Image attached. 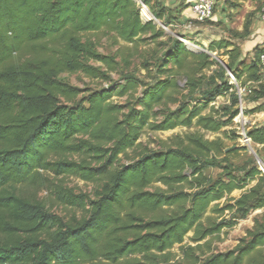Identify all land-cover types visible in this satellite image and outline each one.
Wrapping results in <instances>:
<instances>
[{
    "label": "trees",
    "instance_id": "16d2710c",
    "mask_svg": "<svg viewBox=\"0 0 264 264\" xmlns=\"http://www.w3.org/2000/svg\"><path fill=\"white\" fill-rule=\"evenodd\" d=\"M139 2L162 23L170 18L159 3ZM98 34L134 45L122 52L126 64L139 42L166 36V49L149 81L124 74L114 82L108 72L117 62L95 50ZM229 45L190 50L152 19L142 22L136 0H0V264H264V214L232 249L212 252L206 239L234 224L208 212L236 220L264 207V174L253 160L232 161L244 147L199 131L158 150L138 141L146 129L218 132L240 113L239 99L258 103L251 112L264 108L260 49L246 63ZM65 72L106 85L83 90L59 78ZM226 93L229 104L208 107ZM115 94L127 97L116 103ZM247 135L264 145V122ZM208 166L221 174L205 175ZM43 171L95 184L89 194L54 190L79 216L52 213L20 191L36 187ZM189 232L194 245L174 259L171 249Z\"/></svg>",
    "mask_w": 264,
    "mask_h": 264
},
{
    "label": "rangeland",
    "instance_id": "374dc122",
    "mask_svg": "<svg viewBox=\"0 0 264 264\" xmlns=\"http://www.w3.org/2000/svg\"><path fill=\"white\" fill-rule=\"evenodd\" d=\"M136 1L140 6V19L142 22H145L148 19H146V17L141 13V6L144 7L145 5L139 2V0ZM145 7L149 13V16L151 17V19L158 28L164 31L167 35L168 34L173 35L178 38V35L182 31L180 30L178 25H176V21L173 17L166 19L165 20L166 23H162V21L152 17V15L150 14L151 8L149 6H145ZM169 19H172L174 23L169 22ZM148 36L149 33L142 37L147 38ZM183 38H185L188 41V44H186L185 46L190 50L200 51L202 49H206L203 46H198V44L195 41L189 38V34L187 33H185ZM91 40L95 42V50L98 53L102 55L111 56L117 62L115 69L109 71L108 75L111 77L112 81L119 82L121 76L124 74H128V75L130 74L143 81H149L151 78L150 75H152V73L154 72V68L155 65L157 64L159 56L166 49L167 38L166 36H161L156 39H148L147 41L139 42L138 44H136L137 49L133 50L134 52L133 55L128 58V64H126V62L122 59V52L132 48L134 45L125 43L121 40L115 41L111 39L109 36L101 35V34H98V36L97 35L91 36ZM212 55L215 56V53H213ZM218 59L223 60L224 58L219 57ZM89 63L93 66L101 68V70H106V67L100 62L89 61ZM205 73L209 74V72L207 71H205ZM59 78L83 90L98 89L106 85V83L101 79L90 78L82 72L61 73L59 75ZM229 78H230V82L235 83L232 77L229 76ZM248 86L249 85L247 84L246 87ZM206 87H207L206 83L202 84V89ZM139 92H140V88H138L135 95L139 94ZM194 96L199 97V93L196 92ZM126 97L127 94L121 96L115 94L112 96L111 100L116 103H122L126 99ZM262 101H264V99L259 100V102ZM223 104H229L228 93L217 96L214 99V101L208 105V107L213 105L215 108H217L218 105H223ZM257 104H258L257 102L255 103L253 101L239 99L238 106L241 111V116L239 120L240 122L238 121V119L234 118L230 125L223 127L220 131L215 133L205 132L204 130H201L195 126L189 128L184 126H178L176 128L165 131H151L149 129H146L141 134L138 141L142 144L143 147H146L148 149L158 150L165 145H170L175 137H183L188 133L199 131L204 136L205 139L211 140L214 138H219L228 147L233 145L236 147H244V149L238 153L239 156L232 161L235 164H240L245 160H253L255 166L261 171V173L264 174V145H258L252 143L250 148L245 147L240 142L239 135L237 133L240 125H244L248 130L253 126L264 122L263 107H260V109H257L256 111L253 112L250 111ZM174 106H175L174 104L170 105V107L172 108ZM207 112H208V108L203 111V113H207ZM204 174L210 176L212 179H216L221 174V169L218 166H208L204 169ZM254 183L255 180L252 181L250 184H254ZM261 183L264 193V178ZM36 185H37L36 187L22 185L20 191L23 194L33 193L37 199H41L42 201L45 202L46 207L52 213L61 215L63 217H68L71 214H77L79 216L80 211L76 209H72L70 207H66L65 205L59 203V201L55 197V194L53 193L57 187L60 186L69 189L75 194L78 193L89 194L95 188V184L93 182L85 181L75 175H68V174L56 175L51 171L41 172L37 178ZM239 192L240 191L235 190L232 193V195L237 196ZM222 203H223V199L220 200L219 204ZM263 214H264V207L252 211L244 219L238 218L236 220L231 219V215L227 211L224 213V215H220V216L212 212H208L207 215L211 218L212 221L221 222L224 220L225 221L233 220L232 222H234V224L231 226H224L218 234L206 238L208 239L211 251L224 252L229 249H232L236 245L238 239L244 236L248 229L252 228L254 224V220L260 219ZM203 223H207V221L204 220ZM191 235L192 232H189L185 236L182 245H174V247L171 249L174 259H179L184 245H188V244L194 245V243H192L189 239Z\"/></svg>",
    "mask_w": 264,
    "mask_h": 264
},
{
    "label": "crops",
    "instance_id": "0c3cea01",
    "mask_svg": "<svg viewBox=\"0 0 264 264\" xmlns=\"http://www.w3.org/2000/svg\"><path fill=\"white\" fill-rule=\"evenodd\" d=\"M164 9L166 16L174 18L182 31L189 34L198 46L227 41V49L237 46L246 63L256 49L264 46V18L261 16L264 0H224L216 2L211 17L203 22L196 20L191 5L193 0H151ZM164 16V18H167ZM169 22H173L169 19ZM174 23V22H173ZM224 48L219 52H223ZM225 60L226 55H222Z\"/></svg>",
    "mask_w": 264,
    "mask_h": 264
},
{
    "label": "built area",
    "instance_id": "2783aa9c",
    "mask_svg": "<svg viewBox=\"0 0 264 264\" xmlns=\"http://www.w3.org/2000/svg\"><path fill=\"white\" fill-rule=\"evenodd\" d=\"M218 1H224V0H193L191 8H192V11L195 15L196 20L199 22H203V21L209 19L213 13V9H214L216 2H218ZM261 16H262V18H264V6L262 8ZM146 19H148V18L146 17ZM178 38L185 45L188 44V41L185 38H183L182 35H178ZM258 63L260 65L261 72L263 73V76H264V46L260 49V51L258 53ZM230 77L233 78V76L231 74H230ZM241 91H242L241 89H238L239 93H241ZM240 116H241V111L235 118L238 119V121H239ZM237 133L239 135V140L242 143V145L250 148L251 147V139L247 135L246 127L244 125H240Z\"/></svg>",
    "mask_w": 264,
    "mask_h": 264
},
{
    "label": "bare ground",
    "instance_id": "6f19581e",
    "mask_svg": "<svg viewBox=\"0 0 264 264\" xmlns=\"http://www.w3.org/2000/svg\"><path fill=\"white\" fill-rule=\"evenodd\" d=\"M141 13H142L144 16H146L148 19H151V17L149 16V13H148V11H147V9H146L145 6H144V7L141 6Z\"/></svg>",
    "mask_w": 264,
    "mask_h": 264
}]
</instances>
